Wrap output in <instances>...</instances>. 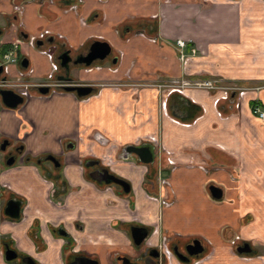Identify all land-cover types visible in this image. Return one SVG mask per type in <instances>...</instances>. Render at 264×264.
<instances>
[{"label": "crops", "instance_id": "obj_1", "mask_svg": "<svg viewBox=\"0 0 264 264\" xmlns=\"http://www.w3.org/2000/svg\"><path fill=\"white\" fill-rule=\"evenodd\" d=\"M0 17L8 80L23 71L30 84L46 80L43 49L63 87L91 88L30 86L16 108L0 102V264L18 262L4 259L1 241L33 264H68L73 253L121 264L136 254L133 225L147 244L198 239L206 254L192 264H264V122L251 112L264 108V0H0ZM40 30L49 33L30 47L26 36ZM96 40L109 53L74 64ZM201 80L212 86H193ZM233 88L245 90L239 106ZM132 145H146L151 161L126 153ZM89 159L129 191L91 179ZM8 200L17 218L4 213ZM243 241L250 252H235Z\"/></svg>", "mask_w": 264, "mask_h": 264}, {"label": "water", "instance_id": "obj_2", "mask_svg": "<svg viewBox=\"0 0 264 264\" xmlns=\"http://www.w3.org/2000/svg\"><path fill=\"white\" fill-rule=\"evenodd\" d=\"M41 41H36V44H40ZM109 53V46L105 41H93L89 44L87 51L85 54H79L74 59V64L81 63L83 65H89L91 61L95 59H102ZM62 61H60V65L64 66L67 70L66 61H68V56L64 53L60 56ZM66 60V61H65ZM20 65L22 67L26 66V59L22 58L20 60ZM2 64L0 62V74L2 72ZM1 79H5L4 76ZM70 81L69 78H67ZM40 92H47L48 88L46 86H42L38 88ZM65 91L75 92L77 96H83L88 94L91 91L89 86L79 85V84H68L63 88ZM0 102L1 104L7 109H14L18 105H20L22 101V97L19 96L17 93L14 92L13 89L10 88H0ZM7 144V141L4 139L0 144V148H3ZM126 153H133L140 162L142 163H149L152 159L151 153L146 145H139V146H127L125 148ZM13 161V157L10 156L7 160V164H10ZM84 165L87 167H93L98 165L97 160L89 159L84 161ZM88 176L97 181L102 182L106 185L112 184L121 188V190L126 193L129 190V184L122 178H119L112 173L108 172V170L104 167H96L93 168L91 171L88 172ZM211 195L215 198L220 197V191L215 187L210 185L208 187ZM19 212V204L15 200H8L5 203L4 213L11 218H17ZM129 234L132 240V243L137 246L139 245L142 240L145 238L147 234V230L143 226H131L129 228ZM202 251V245L198 239H192L189 244L186 245V253L188 256H197ZM235 252L237 253H248L250 252V247L247 242H243L241 245L235 247ZM176 257L181 261H186L187 257L181 256L179 253L175 251ZM3 257L6 261L14 260L17 257L16 252L8 248L5 245L3 250ZM124 264H137L134 262H129L127 258L123 257ZM129 262V263H128ZM18 264H33V261L28 256H23L20 259V263ZM68 264H97L95 259L89 258L87 256H75Z\"/></svg>", "mask_w": 264, "mask_h": 264}, {"label": "built area", "instance_id": "obj_3", "mask_svg": "<svg viewBox=\"0 0 264 264\" xmlns=\"http://www.w3.org/2000/svg\"><path fill=\"white\" fill-rule=\"evenodd\" d=\"M12 8H13V10L15 12L20 13L22 7H21L20 4H14L12 6ZM47 33H49L47 30H40V31H38L35 34L27 35L26 38H25V41L30 47H34L36 41L41 40L42 38H44V36H46ZM175 46H176L177 51H178L179 59L184 60L187 57V55H185V53L183 52V48L186 46V43L181 41V40H176ZM40 52L45 54L47 56V59L49 60L50 72L47 75L46 80H43L42 82H39V83L30 84L29 82H27V80H23V78H22V77L25 76V72L24 71L23 72H18V74H17L18 79L21 78V80L19 82H15L14 83L11 80H8L6 78L7 74H8L7 73V69H6V65H7V63L12 62L13 58H9V57L4 56V61H6V63L2 62V67H3L2 75L5 77V79H1V77H0V88H11V89H13L15 91V93H17L19 96L22 97V100H26V99H28L31 96V94L29 93V90H28V88L30 86H33V87L46 86L48 88V92H50V93H54V92H57V91H62L63 90V88H62L63 84H60L58 82V80H55L54 77H53V73L56 70V63L52 59L51 52L47 51V50H43V49H41ZM189 52H190V54H193V49L190 48ZM186 83L187 82L183 81V80H181L178 83H176V81H172V84H176V85H175V87L172 86V85H169L168 91L171 92V91L178 90L177 87L184 86V85H186ZM193 86L203 87V88H210L212 86V81L211 80L195 81V82H193ZM233 90L236 91V96L237 97L238 96H242L244 91H245V90L237 89V88L236 89L233 88ZM227 95H228L227 90L223 89L222 90V94L220 95V97L224 99V98L227 97ZM214 103H216V99H215ZM238 103H239V101L237 100L234 103V106H237ZM251 112H252V114L256 115L259 120L264 122V108H262L259 105H253L252 108H251ZM60 155H61V157L63 156V159H64V154H60ZM167 161H168V163H172V161L169 158L167 159Z\"/></svg>", "mask_w": 264, "mask_h": 264}, {"label": "flooded vegetation", "instance_id": "obj_4", "mask_svg": "<svg viewBox=\"0 0 264 264\" xmlns=\"http://www.w3.org/2000/svg\"><path fill=\"white\" fill-rule=\"evenodd\" d=\"M15 13H17V12H15ZM96 167H100V166L96 165V166H93V167H87V169H89V171H91L93 168H96ZM118 188L121 190L120 187H118ZM133 226H135V225H133ZM192 239H196V238H191V239L186 240L184 242L183 241H178L176 243H171V242H168V240H167V241H162L161 243H157L155 245L150 244V243L149 244L144 243V239H143L142 242L139 245L135 246L136 247V254H135L134 257L129 258L127 256L119 255V256H117L116 260L119 261L121 264H124L122 259H123V257H125V258H127V260L129 262H134V263H137V264H163L164 260L166 259L165 260V264H174L172 262V260L170 259V257H169V256H171L176 261V264H182V263L188 262V261H190V263H191L192 260L200 259V258H202L204 256L203 254H206L205 248L201 244L202 245V251L197 256H188L187 255V253H186V245L189 244ZM243 242H240L238 245H241ZM5 245L8 248H10L8 246V244H4L2 247L5 248ZM175 251L177 253H179L181 256L187 257V260L186 261L179 260L176 257V255H175ZM75 256H83V255H79V254L73 253L71 259H73ZM21 257H23V256H17L16 257V261H18L17 264L20 263Z\"/></svg>", "mask_w": 264, "mask_h": 264}, {"label": "rangeland", "instance_id": "obj_5", "mask_svg": "<svg viewBox=\"0 0 264 264\" xmlns=\"http://www.w3.org/2000/svg\"><path fill=\"white\" fill-rule=\"evenodd\" d=\"M1 18V17H0ZM0 23H1V19H0ZM5 26H6V24H5ZM7 27V26H6ZM9 31V33H10V29L8 30ZM1 39H3V37L2 38H0V42H1ZM12 53V52H11ZM18 77H16V79H17ZM10 79H12V78H10ZM174 87H175V85H173ZM166 89V88H165ZM237 100L239 101V103H238V105L237 106H239V105H241V102H240V100H242V98H241V96H238L237 97ZM236 100V101H237ZM99 187H101L102 189H104V190H107V191H112V192H114V190H113V188H111L110 190L108 189V188H110L109 186H99ZM117 189V188H116ZM116 191V190H115ZM118 191V193L120 194L121 193V195H125V194H122V192H121V190L120 189H118L117 190ZM204 255V254H203ZM170 257V259L172 260V262L174 263V264H176V261L171 257V256H169ZM166 260V259H165ZM165 260H164V263L163 264H165ZM196 260H192L191 261V263L190 264H192L193 262H195Z\"/></svg>", "mask_w": 264, "mask_h": 264}, {"label": "trees", "instance_id": "obj_6", "mask_svg": "<svg viewBox=\"0 0 264 264\" xmlns=\"http://www.w3.org/2000/svg\"><path fill=\"white\" fill-rule=\"evenodd\" d=\"M254 104H255V103H254ZM254 104H252V106H253ZM99 185H103V184H102V183H99ZM121 192H122V191H121ZM122 194H125V193L122 192ZM1 243H3V245L5 244L4 241H1ZM182 264H190V261H188V262H184V263H182Z\"/></svg>", "mask_w": 264, "mask_h": 264}]
</instances>
